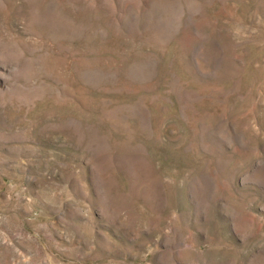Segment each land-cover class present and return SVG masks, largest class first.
Masks as SVG:
<instances>
[{"label":"rangeland","instance_id":"rangeland-1","mask_svg":"<svg viewBox=\"0 0 264 264\" xmlns=\"http://www.w3.org/2000/svg\"><path fill=\"white\" fill-rule=\"evenodd\" d=\"M0 264H264V0H0Z\"/></svg>","mask_w":264,"mask_h":264}]
</instances>
